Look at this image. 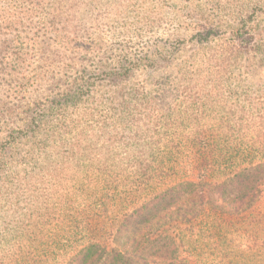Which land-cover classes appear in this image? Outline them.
<instances>
[{"label":"trees","instance_id":"16d2710c","mask_svg":"<svg viewBox=\"0 0 264 264\" xmlns=\"http://www.w3.org/2000/svg\"><path fill=\"white\" fill-rule=\"evenodd\" d=\"M238 6L252 16L239 14L223 24L187 23L193 33L185 42L194 47L167 88L130 86V66L109 73L120 79L112 99L130 98L121 99L128 121L122 127L139 142L150 136L148 146L137 151L122 140L119 166L111 157L104 182L93 180V194L70 212L34 195L20 206L9 202L15 194H5L11 196L7 210L0 211V264H231L240 259L264 264V93L242 104L227 90L239 60L264 55V16L262 24L250 20L263 12L264 0H243ZM6 9L0 5V11ZM10 47L1 49V63ZM87 89L72 84L51 109L59 115L85 110ZM183 99L186 110L168 104ZM172 113L179 116L171 124L184 114L194 125L184 139L176 133L181 150L171 146L173 140L151 137L159 127L171 137L170 123L162 117ZM27 121L22 130H0V154L23 169L10 174L8 189L23 179L21 174L35 177L29 169L40 157L37 139L57 129L44 116ZM208 248L217 251L219 262Z\"/></svg>","mask_w":264,"mask_h":264},{"label":"rangeland","instance_id":"374dc122","mask_svg":"<svg viewBox=\"0 0 264 264\" xmlns=\"http://www.w3.org/2000/svg\"><path fill=\"white\" fill-rule=\"evenodd\" d=\"M242 1L16 0L8 5L7 0H0V5L7 8L0 11V51L11 46L7 58L0 62V130H22L24 122L37 116H44L47 125L57 128L51 137L37 139L41 141L40 157L38 164L29 169L35 177L21 174L23 179L12 188L13 192L8 189L10 174L23 169L17 170V163L10 164L12 160L0 154V211L7 210L11 195L5 194H15L9 202L18 201L20 206L26 196L34 195L38 200L56 203L61 211L77 209L86 194H93L90 183L106 179L105 165L111 157L119 166L122 140L137 151L148 146L150 140V136L144 142L134 135L130 138V130L122 127L128 121L121 99L130 98L112 99L120 79L109 77V73L130 66V86L136 83L167 88L173 82L170 78H178L180 66L194 47L185 42L193 33L187 23H231L239 14L248 19L251 11H240ZM257 10L258 14L262 12L261 8ZM261 14L250 20L262 24L264 9ZM232 70L227 90L235 103L247 104L249 98L256 100L264 93V55L245 57ZM74 83L88 88L85 110L69 109L63 118V113L59 115L60 111L57 114L51 107ZM178 85L182 94L183 87ZM168 104L186 110L188 103L169 100ZM177 116L172 113L162 117L170 123V138L159 127L160 133L151 134L152 140H173L171 146L181 150L182 141L176 133L184 139L183 134L194 125L184 114L171 124ZM213 176L218 177L216 173ZM164 180L169 182L170 178ZM206 253H214L211 257L219 262L216 250L208 248ZM231 264L259 263L240 259Z\"/></svg>","mask_w":264,"mask_h":264}]
</instances>
